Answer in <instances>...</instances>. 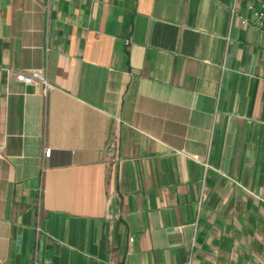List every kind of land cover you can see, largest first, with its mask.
<instances>
[{
    "label": "crops",
    "instance_id": "0c3cea01",
    "mask_svg": "<svg viewBox=\"0 0 264 264\" xmlns=\"http://www.w3.org/2000/svg\"><path fill=\"white\" fill-rule=\"evenodd\" d=\"M247 3L0 0V264H264Z\"/></svg>",
    "mask_w": 264,
    "mask_h": 264
},
{
    "label": "built area",
    "instance_id": "2783aa9c",
    "mask_svg": "<svg viewBox=\"0 0 264 264\" xmlns=\"http://www.w3.org/2000/svg\"><path fill=\"white\" fill-rule=\"evenodd\" d=\"M247 10L252 13V20L243 19L244 25H252L257 29L261 30L264 35V0H248ZM236 13L234 9L233 14ZM17 80L26 85H31L39 82L43 85V94L47 96L48 92L51 90L52 85L49 83L46 75L39 71L32 72H20L17 74ZM52 149H46V157H50Z\"/></svg>",
    "mask_w": 264,
    "mask_h": 264
}]
</instances>
